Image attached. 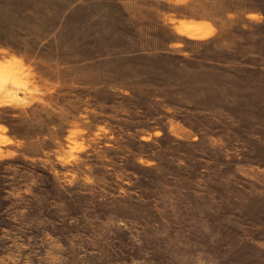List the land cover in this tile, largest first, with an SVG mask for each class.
I'll return each mask as SVG.
<instances>
[{"label": "rangeland", "instance_id": "rangeland-1", "mask_svg": "<svg viewBox=\"0 0 264 264\" xmlns=\"http://www.w3.org/2000/svg\"><path fill=\"white\" fill-rule=\"evenodd\" d=\"M0 264H264V0H0Z\"/></svg>", "mask_w": 264, "mask_h": 264}]
</instances>
